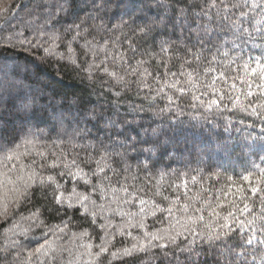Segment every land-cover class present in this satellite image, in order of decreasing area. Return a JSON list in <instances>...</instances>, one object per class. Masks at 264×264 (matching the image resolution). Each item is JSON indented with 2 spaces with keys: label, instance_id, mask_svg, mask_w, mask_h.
Returning a JSON list of instances; mask_svg holds the SVG:
<instances>
[{
  "label": "trees",
  "instance_id": "1",
  "mask_svg": "<svg viewBox=\"0 0 264 264\" xmlns=\"http://www.w3.org/2000/svg\"><path fill=\"white\" fill-rule=\"evenodd\" d=\"M158 2L159 0H110V2L109 0H74L69 12L60 13L55 7L57 0H0V9H11L4 13L11 19V24L0 37V144L10 145L11 150H14L19 144L21 145L19 150L23 152L26 150L25 139H30L37 150H44L45 148L48 150L46 155H49V163L54 159L50 156L51 152L57 154L63 152L68 160H71L77 152L83 157L85 153L79 144L94 141H70L68 137L58 138L57 131L53 130L55 120L50 118L53 107L59 109L61 101L67 105L73 96L80 97L82 105L88 109L100 106L111 108L116 105L121 115L125 114L133 105L137 107L144 105L148 110L138 114V118H143L141 122L144 127L155 128L159 126L174 143H179V148L173 150L172 145L162 146L147 161L142 154H133L139 155V158L130 159L128 163L133 166L132 173L139 177L134 183L145 189L144 192L139 193L142 198L155 201L167 208L171 206V201L179 196L180 199L173 209L174 214L169 219L173 221L180 219L181 223H190L186 219L187 216L203 215L205 217L204 223L211 221L215 224L217 218L209 215L213 208L221 214V218L227 215L229 211H235L231 203L233 200L240 208H243L238 191V189H243L245 194L249 196V200L255 201L254 211L258 213L260 210L259 198L251 196L249 189L252 186L264 187V182H261L260 179L261 175L264 174V160L259 157H243L234 154L231 157L220 156L212 160L205 156L203 160L198 161L197 150L203 141L207 138L216 139L217 135L224 137L230 135L235 138L246 135L247 132H253V135L260 133V121L255 117H249L238 107L232 108V102L237 96H239L240 102L245 104L249 101L264 102V96L261 95L257 87L262 81L255 73L251 72V68L256 66L254 58L260 55L261 50L252 47L251 42L244 44L240 41L238 43H241L242 51L233 49L231 44H225V41L234 39L232 34L220 32L213 36L215 46L213 44L207 45L202 50V59L196 61L191 55H185L183 49L190 47L185 39L188 33L181 34L180 29H176L175 32L169 29L166 34L151 33L146 39L137 40L136 37H131L130 28H136L145 18L154 19L160 14L161 9L157 7ZM189 3L202 4L203 0H189ZM184 6L182 3L176 5V7ZM199 11V8L193 9L194 13ZM49 12H54L56 15L51 18L52 22L46 26L48 35H51L53 31H56L57 34L64 33V29L70 25L83 22L81 30H87V40L91 41L95 48L100 49L107 46L109 51H113L112 45L116 37H121L123 41L121 31L112 30L110 26L119 24L121 20L126 21L129 27H125L122 31L129 34L131 39L136 40L139 49L133 56V53L128 50L127 41H124L120 51L126 53L133 65L136 64L137 60L145 61L140 70L143 71L144 68H147L152 73V76L148 77L149 83H154L153 78L156 75L160 76L161 84L165 80L173 83L179 79L181 83L177 87H184L187 91L181 94L174 89L166 88L165 91L168 94L176 97V103H173L170 109L163 113H160L159 109L165 108L168 101L164 98H157L149 107V101L144 99L147 90L138 89L135 84L132 85L130 91L121 92L118 98L116 95L118 89L113 88L109 93L106 86H101L100 77L103 80L109 79L102 71L97 73V80L94 85L87 79V73L74 69L68 59L69 56L74 55L78 63L81 64L84 61L93 62L92 56L83 54L85 50L84 39L71 40L74 32L64 35V39L69 41L74 49V54L68 53L63 42L57 41L60 47L56 51L63 54L64 59H60V55H48L43 51V48L25 50L20 48L18 44L15 48L3 46L7 43L6 37L13 34V29L17 32L23 31L29 39L37 38L43 43L47 40V35L37 32L35 29L39 25H43L44 18L48 17ZM161 40L175 41L179 50L161 53L159 48ZM218 48L219 51H217ZM225 51L228 52V56L223 55ZM214 55L215 59L213 60ZM250 57L253 58L250 68L245 69L243 63L248 61ZM103 58L104 53L101 52L100 57L95 62L99 63ZM185 60L190 61V63H185ZM104 66H107L109 71H120V65H114L110 59ZM205 69H212V71L206 72ZM172 72L177 75L173 77ZM188 73L192 74L190 82ZM121 74L124 75L125 73L121 71ZM138 78L126 76V79L129 80ZM213 80H215L214 85ZM248 82L252 84V97L246 95L249 91ZM232 84H235L236 88H232ZM213 87L218 91L213 93ZM204 92L208 95L201 96V99L206 102L213 98L219 99L222 92L225 98L221 103L227 107L213 106L211 110H206L199 106V102L193 101L192 96ZM22 100H35L37 108H46L47 111H37L34 115L26 117L19 111L18 107ZM193 103L198 106L196 108L190 107ZM153 113H157V115H153ZM252 123L257 125L255 130L247 127ZM228 125H231L232 129L240 128L242 132L234 130L225 132L224 128ZM81 127H84L83 122H81ZM87 127L90 129L91 136L95 138V142L104 141L106 145L111 147V141L108 139L109 133L104 130L102 125L88 124ZM138 131L141 135L143 134L142 130ZM28 133L35 135H27ZM136 134L133 132V135ZM112 139L115 140L118 137L112 136ZM160 139L163 141L164 136L162 135ZM73 143L78 146L73 148ZM28 147L30 148L31 145ZM4 157L5 153L0 152V161H4ZM33 158L40 160L33 152L31 156L21 157L20 161L8 162L7 168L0 166V173L7 172L8 176L15 181L17 175H26L29 169L25 167L23 173H20L18 171L8 172V168L15 164L16 168L19 169L21 162L27 166ZM145 163L149 165L150 178L146 177L143 171ZM113 166L115 167V165ZM60 170L59 168H49L45 175H55ZM85 171L88 169L85 168ZM162 173L164 174L163 178H161ZM246 175L249 176L248 181L243 179ZM193 176L196 177L195 181L191 179ZM58 179L68 190L64 193L65 196L77 183H79L77 192L85 191L82 182L71 180L68 177ZM185 180H187V188L183 186ZM173 181L181 185L175 192L169 186ZM129 182L133 183L132 181ZM157 182H159L161 196L154 195ZM20 186L21 182L8 183L5 177L0 175V248L8 246L10 240L22 241L25 247L17 251L26 257L28 251L38 246L37 240L42 243L41 232H46L47 228L38 229L28 219L33 211L39 210L40 218L45 225H60L62 227L63 223L68 224V228L61 234V239L49 235L50 240H55L54 248L58 246L59 250L56 251L54 261L51 257L48 258V264H90L94 257L87 254L85 246L89 244L95 246L99 243L97 238V233L100 231L98 224L93 225L85 219L82 210L76 212L74 209L65 211L64 208H60L57 211L51 194L45 196L36 192L30 201L19 202L18 193L13 189ZM164 195L169 196L168 201L163 200ZM188 197L198 198L190 201ZM205 201H209L210 206L205 204ZM186 202L193 204L195 208L203 207V212L197 213L194 208H190L187 213H184L182 205ZM218 204L219 207H217ZM5 207L9 212L7 217L3 215ZM124 208L126 211L138 212L139 205L134 204L130 208L129 206H124ZM166 216V212H157L155 217L148 215L145 219L146 228L139 229L128 226L127 217L122 220L119 215H116L112 223L114 225L124 223L125 225V235L121 236L119 232L116 233L114 240L116 248L130 247L135 242L132 236L142 238L145 230L156 231L167 227ZM135 222L134 218L132 223L135 224ZM219 222L222 223L223 220L220 219ZM202 227L203 223L198 224L197 231H200ZM24 230H30L27 237L19 235ZM85 232L88 235H81ZM127 232H131L132 236H128ZM176 255L181 262L184 260V256L179 252ZM15 258L16 253L14 252L13 259ZM201 259L211 262L212 258L202 256ZM0 264H8V262L0 260ZM113 264H161V258L159 250L154 249L147 254L135 253L132 257L117 258ZM165 264H167L166 261ZM172 264H176V261L173 260Z\"/></svg>",
  "mask_w": 264,
  "mask_h": 264
},
{
  "label": "snow or ice",
  "instance_id": "2",
  "mask_svg": "<svg viewBox=\"0 0 264 264\" xmlns=\"http://www.w3.org/2000/svg\"><path fill=\"white\" fill-rule=\"evenodd\" d=\"M73 2L74 0H57L55 7L60 13H66L69 12ZM181 3L185 6L176 7L177 4ZM157 7L161 9L160 14L154 19L145 18L136 28H130L131 37H136L137 40L146 39L151 33L166 34L169 29L173 32L180 29L181 34L188 33L185 39L190 47L183 49L185 55H191L196 61H200L203 56L202 50L207 45L213 44V36L216 33H231L234 39L225 41V44H231L233 49L242 51L241 43H238L240 41L244 44L251 42L252 47L261 50L260 55L254 58L256 66L251 68V72L255 73L262 81L257 87L261 95L264 96V0H203L202 4H190L189 0H159ZM195 8H199L200 11L194 13L193 9ZM10 10V8L0 9V37L3 36V33L8 30L11 24V19L4 15ZM55 15L56 13L49 12L48 17L44 18L43 25H39L35 29L37 32L47 35V40L43 43L37 38L29 39L23 31L17 32L13 29V34L6 37L7 43L3 46L5 48H15L18 44L20 48L25 50L43 48V51L48 55H60V59H64V55L56 51L60 47L57 41L63 42L68 53L74 54L70 42L64 39L66 33L74 32L75 34L71 36V40L84 39L85 50L83 54L93 57L92 63L84 61L81 64L78 63L74 55L69 56L68 59L74 69L87 73V79L94 85L97 80V73L102 71L109 79L103 80L100 77L101 86H106L109 93L113 88L118 89L116 93L118 98L121 92L130 91L132 85L135 84L138 89L147 90L144 99L149 101V107L157 98H164L168 101L165 108L159 109V112L163 113L169 110L173 103H176V97L168 94L165 91L166 88L174 89L181 94L187 91L184 87H177L181 83L179 79L173 83L165 80L161 84L160 76L156 75L153 78L154 83H149L148 77L152 76V73L147 68H144L143 71L140 70L145 61L137 60L136 64L133 65L126 53L120 51L124 41H127L128 50L133 53V56L139 49L136 40L131 39L129 34L122 31L125 27H129L126 21L121 20L119 24L110 26L112 30L121 31L123 41L121 37H116L112 45L113 51H109L107 46L97 49L91 41L87 40V30H81L83 22L70 25L64 29V33L57 34L56 31H53L51 35H48L46 26L52 22L51 18ZM213 46L215 45L213 44ZM159 48L161 53L179 50L175 41L169 40H161ZM217 51H219V48ZM101 52L104 53V58L96 63L95 61L100 57ZM223 55L228 56V52L225 51ZM109 59L114 65H120V71H109V68L104 66ZM214 59L215 55L213 56ZM252 59L250 57L248 61L243 63L245 69L250 68ZM185 63H190V61L185 60ZM165 67H167V64H165ZM121 71L125 74L122 75ZM205 71H212V69H205ZM171 75L175 77L177 74L172 72ZM181 75H184V73H181ZM126 76L139 78L129 80L126 79ZM188 77L190 82L192 74L188 73ZM212 83L214 85L215 80ZM209 86L211 87V85ZM251 87V82H248L247 97L253 96ZM232 88H236V85L232 84ZM212 90L213 93L218 91L214 87ZM206 95H208L206 92L200 95L194 94L192 100L198 101L199 106L204 107L206 110H211L213 106L227 107V105L221 103L225 98L222 92L219 99L213 98L207 102L201 99V96ZM229 99H231V96H229ZM197 106L196 103L190 105L193 108ZM18 107L19 111L26 117L34 115L37 111H47L46 108H37L35 100H22ZM237 107L249 117H255L260 121V133L253 135V132H247L246 135L235 138L230 135L228 137L217 135L216 139L207 138L197 150L198 161L203 160L205 156L212 160L220 156L231 157L234 154L243 157H259L264 160V102L249 101L245 104L240 102L239 96H237L232 102V108ZM147 110L144 105L139 107L133 105L125 114L121 115L116 105L111 108H104L103 106L91 109L85 108L78 96H73L67 105H64L61 101L59 109L53 107V112L50 114V118L55 120L53 130L57 131L58 138L68 137L70 141L93 140L92 143L79 144L85 155L81 157L80 153L77 152L71 160H68L63 152L60 154L51 152L50 156L54 159L49 163V155H46L48 150L46 148L37 150L30 139H25L24 146L26 150L23 152L19 150L21 147L19 144L16 145L14 150H11L10 145L0 144V152L5 153L4 161H0V166L5 168L8 167V162L20 161L21 157L31 156L33 152H35L36 157L40 158L39 161L33 158L27 166L21 162L19 169L16 168L15 164L8 168V172L18 171L20 173H23L25 167L29 169L26 175H17L15 181L8 176L7 172L0 173V175H3L8 183L21 182L20 187L13 189L18 193L19 202L30 201L36 192H40L45 196L51 194L57 211L60 208H64L65 211L74 209L76 212H80L82 210L85 219L93 225L98 224L100 229L97 233L99 243L95 246L91 244L85 246L87 254L94 257L90 264H113V261L117 258L132 257L135 253L147 254L154 249L159 250L161 264H165V261L167 264H172L173 260L176 261V264H222V260L223 264H257V261H259V264H264V187L252 186L249 189L251 196L259 198L260 210L258 213L254 211L255 201H250L244 190L238 189L243 208H240L233 200L231 203L235 211H229L222 218L221 214L213 208L209 215L217 218L215 224L211 221L204 223L205 217L203 215L187 216L186 219L190 223H181L180 219L174 221L169 219L174 214L173 209L180 199L179 196L171 201V206L165 208L155 201L145 200L139 195L145 189L134 183L139 177L132 173L133 166L128 161L138 159L139 155L133 154H142L147 161L162 146L172 145L173 150L179 148V143H174L159 126L155 128L151 126L144 127L141 122L143 118H138V114ZM153 115H157V113H153ZM81 122H83L84 127H81ZM88 124L93 126L102 125L104 130L109 133L108 139L111 141V147L106 145L104 141L95 142V138L91 136L90 129L87 127ZM247 127L255 130L257 125L252 123ZM138 130H142L143 134L141 135ZM172 130L175 131V129ZM232 130L242 132L240 128L232 129L231 125L224 128L225 132ZM133 132L137 134L133 135ZM27 135L34 136L35 134L28 133ZM162 135L164 136L163 141L160 139ZM112 136L118 137V139L113 140ZM29 145H31L30 148ZM77 146L76 143H73V148ZM49 168H59L61 170L55 175H45ZM85 168L88 171H85ZM148 168L149 165L145 163L143 171L146 177H149ZM163 176L162 173L161 178ZM63 177L82 182L85 191L77 192L79 186V183H77L65 196L64 193L68 190L58 179ZM191 179L195 181L196 177L193 176ZM229 179L231 178L229 177ZM243 179L248 181L249 176L246 175ZM260 179L261 182H264V174L261 175ZM169 186L175 192L181 185L173 181ZM183 186L187 188V180L183 182ZM154 195H162L159 182H157ZM20 198H22V201H20ZM197 198L188 197V200L191 201ZM163 200L168 201L169 196L164 195ZM134 204L139 205L138 212L125 210L124 206L130 208ZM205 204L210 206L209 201H205ZM219 206L218 204L217 207ZM182 208L184 213H187L190 208H194L197 213L204 210L203 207L195 208L193 204L188 202L184 203ZM157 212L167 213L165 217L168 220L167 227L156 231L145 230L142 238L132 236L131 232H127V235L132 236L135 242L130 247L116 248L114 243L116 233L119 232L121 236L125 235L124 223L119 225L112 223L116 215H119L122 220L127 217V224L130 227L145 229L146 217L148 215L155 217ZM3 215L5 217L9 215L7 207H5ZM40 217V211L36 210L31 213L28 219L38 229L47 228L46 232H41L43 242L37 240L38 246L28 251L26 257H24L21 252L17 251L25 247L23 242L10 240L8 246L0 248V260L7 261L8 264H48L49 257L53 261L56 259V251L59 248L58 246L54 248L55 240H50L48 237L51 235L56 239H61V234L68 228V224L62 222V227L60 225L48 226ZM134 218L135 224L132 223ZM220 219L223 220L222 223L219 222ZM200 223H203V227L200 231H197V225ZM178 225L179 227H177ZM29 231L24 230L19 235L27 237ZM81 235H88V233L85 232ZM14 252L16 253L15 259H13ZM177 252L184 256L182 262L176 255ZM202 256L211 257V262L202 260Z\"/></svg>",
  "mask_w": 264,
  "mask_h": 264
},
{
  "label": "rangeland",
  "instance_id": "3",
  "mask_svg": "<svg viewBox=\"0 0 264 264\" xmlns=\"http://www.w3.org/2000/svg\"><path fill=\"white\" fill-rule=\"evenodd\" d=\"M9 67V66H8Z\"/></svg>",
  "mask_w": 264,
  "mask_h": 264
}]
</instances>
